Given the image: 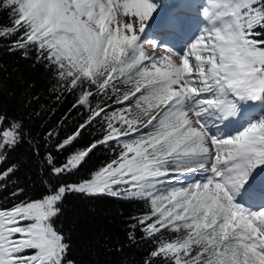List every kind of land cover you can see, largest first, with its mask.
I'll return each mask as SVG.
<instances>
[{
  "label": "snow or ice",
  "instance_id": "1",
  "mask_svg": "<svg viewBox=\"0 0 264 264\" xmlns=\"http://www.w3.org/2000/svg\"><path fill=\"white\" fill-rule=\"evenodd\" d=\"M157 7L153 0H0L10 15L0 26L8 50L35 52L65 91L79 89L73 107L88 111L58 150L94 122L103 128L52 175L77 170L99 146L114 153L89 179L0 206V264H75L53 223L69 192L145 201L149 212L138 224L156 245L145 264H264V0H214L205 26L189 29L178 51L154 58L144 44ZM98 96L112 103L93 106ZM6 119L0 115V124ZM218 124L234 134L217 135ZM23 140L20 122L0 129V162ZM15 170L0 172V181ZM197 171L203 178L193 183L176 178Z\"/></svg>",
  "mask_w": 264,
  "mask_h": 264
},
{
  "label": "trees",
  "instance_id": "2",
  "mask_svg": "<svg viewBox=\"0 0 264 264\" xmlns=\"http://www.w3.org/2000/svg\"><path fill=\"white\" fill-rule=\"evenodd\" d=\"M153 2L158 6L154 15L169 7L166 0ZM213 3L214 0H185L184 7L196 5L205 17ZM182 15L192 27L199 21L198 15ZM8 25L9 13L0 10V26ZM10 47V40L0 39V115L7 117L0 129L12 122H20L24 140L14 150L7 151L6 159L0 162V172L16 166L13 174L0 181V206L5 208L21 200L40 199L61 184H78L89 179L114 156L109 146H99L77 170L59 177L52 175L53 166L63 165L71 154L99 140L103 128L100 122H94L70 145L58 150L57 145L71 136L88 117L85 107H73L79 89L65 91L54 74L36 60L35 52H29L25 57L20 51H9ZM98 103L111 104L112 101L98 96L92 104ZM112 107L120 106L113 104ZM49 156L53 165L47 162ZM199 175L197 171L176 178L186 182ZM18 189L23 191L14 196ZM59 206L62 211L54 219V227L63 234L69 245L67 258L75 264H145L148 253L156 246L138 224V220L149 212V205L143 200L90 197L69 192Z\"/></svg>",
  "mask_w": 264,
  "mask_h": 264
},
{
  "label": "rangeland",
  "instance_id": "3",
  "mask_svg": "<svg viewBox=\"0 0 264 264\" xmlns=\"http://www.w3.org/2000/svg\"><path fill=\"white\" fill-rule=\"evenodd\" d=\"M166 2L169 7L166 8L165 11L154 15V17L157 16L159 20V24L157 25L158 28L156 29L155 26H153L147 29L146 40L148 42L144 44V49L147 55L154 58H159L169 54V50L178 51L185 39V33L188 32L189 29L195 30L196 26L192 27V24H187L184 21L185 18L182 13L198 15L199 21L196 23V25L199 24L200 27H203L208 22V16L215 10L213 5H211L209 12H206V16L204 17L201 15L202 12L196 5H189L191 7L187 8L184 7L185 0H174L172 2L171 0H166ZM217 127L220 128V132H217ZM212 131L217 135H220L221 133L234 134L235 128H224L222 125L218 124L216 127L212 128ZM198 177L199 178H197V180L203 178L201 174ZM193 181L196 180L193 179ZM184 184L187 185L188 183L185 182Z\"/></svg>",
  "mask_w": 264,
  "mask_h": 264
}]
</instances>
